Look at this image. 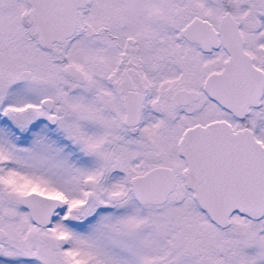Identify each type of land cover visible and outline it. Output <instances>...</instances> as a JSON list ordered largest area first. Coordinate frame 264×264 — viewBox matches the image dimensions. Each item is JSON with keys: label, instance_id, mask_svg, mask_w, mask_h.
Listing matches in <instances>:
<instances>
[{"label": "snow or ice", "instance_id": "obj_1", "mask_svg": "<svg viewBox=\"0 0 264 264\" xmlns=\"http://www.w3.org/2000/svg\"><path fill=\"white\" fill-rule=\"evenodd\" d=\"M0 264H264V0H0Z\"/></svg>", "mask_w": 264, "mask_h": 264}]
</instances>
